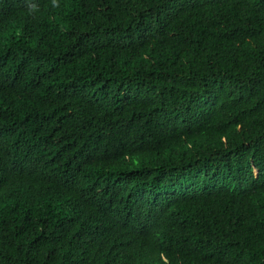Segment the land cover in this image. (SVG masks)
<instances>
[{
  "label": "trees",
  "instance_id": "16d2710c",
  "mask_svg": "<svg viewBox=\"0 0 264 264\" xmlns=\"http://www.w3.org/2000/svg\"><path fill=\"white\" fill-rule=\"evenodd\" d=\"M0 264H264V0H0Z\"/></svg>",
  "mask_w": 264,
  "mask_h": 264
}]
</instances>
